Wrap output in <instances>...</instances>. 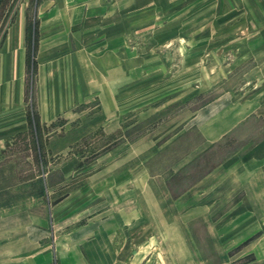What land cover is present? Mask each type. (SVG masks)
<instances>
[{
	"label": "rangeland",
	"instance_id": "obj_1",
	"mask_svg": "<svg viewBox=\"0 0 264 264\" xmlns=\"http://www.w3.org/2000/svg\"><path fill=\"white\" fill-rule=\"evenodd\" d=\"M122 1L100 8L120 20L94 24L89 95L38 117V144L29 41L23 85H0L13 100L0 109L1 225L11 257L27 255L8 263L42 251L37 264H253L251 247L217 239L225 184L178 198L264 137V0ZM18 2L0 6V44Z\"/></svg>",
	"mask_w": 264,
	"mask_h": 264
},
{
	"label": "crops",
	"instance_id": "obj_2",
	"mask_svg": "<svg viewBox=\"0 0 264 264\" xmlns=\"http://www.w3.org/2000/svg\"><path fill=\"white\" fill-rule=\"evenodd\" d=\"M3 3L4 0H0V6ZM122 4V0H34L30 19L29 0H19L0 44V85L14 89L23 85L20 71L26 64V28L28 20H36V113L40 122L48 123L69 112L90 93V55L96 48L91 43V36L101 34L98 25L94 24L106 21L107 16L110 21L120 20L116 15L102 12L104 7ZM9 91L0 96L3 111H8L13 101ZM21 96L14 98V102ZM2 120L9 123L11 118L4 116ZM2 140L3 136H0ZM223 184L225 189H221V197L226 198L228 207L232 205L233 210L226 222L225 234L217 239H225L232 247H251L246 253L253 254V264L264 261V137L241 155L225 161L200 178L179 195L178 202L183 205L192 196L206 195L208 187H222ZM212 212L210 206H200L196 211L198 221L209 220L205 215ZM3 220L0 218V264H9L11 260L26 262L25 254L22 259L19 255L11 257L10 243L1 225ZM223 229L219 227L218 230ZM30 258L33 264L41 263L42 251L31 254Z\"/></svg>",
	"mask_w": 264,
	"mask_h": 264
},
{
	"label": "trees",
	"instance_id": "obj_3",
	"mask_svg": "<svg viewBox=\"0 0 264 264\" xmlns=\"http://www.w3.org/2000/svg\"><path fill=\"white\" fill-rule=\"evenodd\" d=\"M26 36H27V41H29V59H30V64L33 70L34 66V53L36 50V45H37V22L36 20H28L27 23V28H26ZM28 119L31 124L34 136L36 138V142L38 144V129H39V121H38V115L33 111V109L29 112L28 114ZM38 152L39 151V146L37 148Z\"/></svg>",
	"mask_w": 264,
	"mask_h": 264
}]
</instances>
